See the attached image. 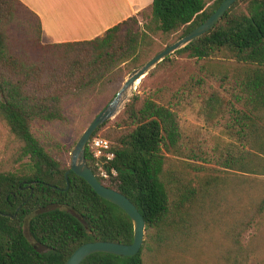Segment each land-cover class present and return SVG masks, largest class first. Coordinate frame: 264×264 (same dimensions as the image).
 <instances>
[{"label": "trees", "instance_id": "1", "mask_svg": "<svg viewBox=\"0 0 264 264\" xmlns=\"http://www.w3.org/2000/svg\"><path fill=\"white\" fill-rule=\"evenodd\" d=\"M222 1L153 0L102 36L43 44L39 17L21 0H0V115L20 142L17 160H25L21 170L0 171V264H65L86 242H133L128 214L69 171L35 127L75 124L101 96L107 106L132 69L203 23ZM21 17L37 33L38 61L16 42ZM177 54L194 59L197 71L169 94L134 93L93 134L109 140L117 174L102 178L90 144L85 152L99 181L139 209L145 241L136 255L97 252L81 264H196L189 260L205 252L221 264H247L242 234L264 213V190L253 199L257 185L247 177H264V0H237ZM172 55L142 82L170 66ZM197 102L205 124L229 138L223 146L184 129L180 111ZM52 203L57 207L37 213ZM37 242L48 251L39 252Z\"/></svg>", "mask_w": 264, "mask_h": 264}, {"label": "rangeland", "instance_id": "2", "mask_svg": "<svg viewBox=\"0 0 264 264\" xmlns=\"http://www.w3.org/2000/svg\"><path fill=\"white\" fill-rule=\"evenodd\" d=\"M209 4H214L215 0H206ZM21 19V20H20ZM141 24L145 21L139 17ZM25 18H18L16 23V42L22 52L28 56L27 59L31 62L41 59L42 50L37 44L36 31H28L24 23ZM176 35L170 38V42L175 41ZM167 45V44H166ZM164 45V46H166ZM173 61L170 66L160 68L155 71L151 76L146 78L143 82L140 81L136 88L132 91L129 99L126 101L124 107L118 115L125 108L127 102L134 95V93L152 94L157 89L167 88L168 94L179 88L188 76L197 71V63L194 59L183 55H172ZM133 70V69H132ZM131 70V71H132ZM106 106L105 96L97 98L89 113L79 117L74 122L75 124L66 125L61 123H38L36 125L35 133L41 138L44 145L56 155L62 158L65 162L71 165V151L75 146L77 140L83 131L90 124L102 108ZM199 103H193L191 106L184 107L180 111L182 115V124L187 132H195L207 138L209 143L223 146L229 141V138L220 129L213 128L205 124V122L198 116ZM117 115V116H118ZM111 119V124L116 118ZM108 126L104 127L99 135L107 131ZM193 134V133H190ZM20 142L10 132L4 118L0 115V171H16L21 170L24 166L21 163L23 160H17V149ZM68 150L69 153H68ZM170 156L176 158L174 155ZM25 161V160H24ZM23 161V162H24ZM224 174H230L225 171ZM253 182L255 181L257 188L251 194L253 199L256 198L257 192L264 190V177L250 175L247 176ZM249 198L246 196L245 200ZM242 241L247 245L250 250L247 264H264V213L254 222V224L247 228L242 234ZM196 264H221L222 261L216 257H211L208 252H205L201 257L189 260Z\"/></svg>", "mask_w": 264, "mask_h": 264}, {"label": "water", "instance_id": "3", "mask_svg": "<svg viewBox=\"0 0 264 264\" xmlns=\"http://www.w3.org/2000/svg\"><path fill=\"white\" fill-rule=\"evenodd\" d=\"M236 1L237 0H223L219 7L203 23L175 42L166 45L162 50L158 51L151 58H149L144 64L134 68L128 74L115 97L95 116L77 140L71 151L72 160L69 171H73L77 175L83 177L98 195L116 204L128 214L134 226V239L130 244L103 240L83 243L74 250L65 264H81L85 258L97 252H106L120 256H133L140 251L146 238L147 230L145 218L136 205L126 195L113 188L103 185L99 181L92 168L87 164L85 156L86 147L96 130L102 124L118 115L124 107L126 101L129 99L132 91L136 88L137 84H139L153 68H155L161 61L171 56L175 51L185 47L202 34L211 30ZM69 171L66 174H68ZM55 207H57V204L52 203L40 208L37 210V213H42ZM71 213L80 218L73 210ZM35 247L39 252H46L49 249L46 245L40 242H37Z\"/></svg>", "mask_w": 264, "mask_h": 264}, {"label": "crops", "instance_id": "4", "mask_svg": "<svg viewBox=\"0 0 264 264\" xmlns=\"http://www.w3.org/2000/svg\"><path fill=\"white\" fill-rule=\"evenodd\" d=\"M40 19L43 44L90 40L139 16L153 0H21Z\"/></svg>", "mask_w": 264, "mask_h": 264}, {"label": "built area", "instance_id": "5", "mask_svg": "<svg viewBox=\"0 0 264 264\" xmlns=\"http://www.w3.org/2000/svg\"><path fill=\"white\" fill-rule=\"evenodd\" d=\"M94 158V165L100 176L108 179L117 174V169L110 166V161L114 158V152L111 150L109 140L103 137L91 138L88 142Z\"/></svg>", "mask_w": 264, "mask_h": 264}]
</instances>
